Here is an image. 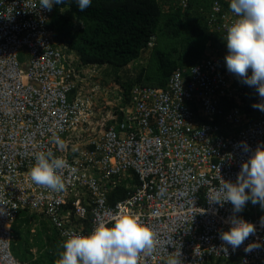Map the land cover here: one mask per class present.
Instances as JSON below:
<instances>
[{"label": "built area", "instance_id": "built-area-1", "mask_svg": "<svg viewBox=\"0 0 264 264\" xmlns=\"http://www.w3.org/2000/svg\"><path fill=\"white\" fill-rule=\"evenodd\" d=\"M38 5L39 0H0V264H28L9 250L20 209L43 213L63 240L134 214L157 239L155 251L141 256L140 264H166L173 252H180L182 264L211 258L264 264V208L249 201L235 213L256 232L225 253L220 233L231 226L233 206L208 201L224 180L235 183L242 164L264 147V111L253 107L262 98L227 70V54L175 67L163 87L133 85L119 119L91 124L93 99L83 90L81 69L47 27L52 10ZM206 18L224 39L236 16L213 0ZM22 48L28 54L24 65L17 59ZM245 90L259 100L242 101ZM231 101L239 103L223 106ZM54 134L63 149L51 142ZM47 150L76 169L65 171L64 192L30 179L34 153ZM119 183L124 197L108 203V190ZM161 187L167 188L163 198L157 195ZM256 241L260 247L246 253Z\"/></svg>", "mask_w": 264, "mask_h": 264}, {"label": "trees", "instance_id": "trees-1", "mask_svg": "<svg viewBox=\"0 0 264 264\" xmlns=\"http://www.w3.org/2000/svg\"><path fill=\"white\" fill-rule=\"evenodd\" d=\"M184 1L182 8L179 0H91V5L80 11L77 0H65L62 5H53L47 27L56 43L81 64L112 68L123 105L129 102L133 85L164 86L175 67L197 64L207 56L206 49L216 55L228 52L226 40L219 39L206 24V12L213 0ZM150 39L153 43L148 47ZM142 52L147 53L144 64L139 63ZM231 105L234 103H223ZM125 193L123 183L110 188L108 203ZM50 224L43 213L19 210L11 224L12 254L22 263L56 264L63 243ZM215 264L230 262L218 259Z\"/></svg>", "mask_w": 264, "mask_h": 264}, {"label": "clouds", "instance_id": "clouds-1", "mask_svg": "<svg viewBox=\"0 0 264 264\" xmlns=\"http://www.w3.org/2000/svg\"><path fill=\"white\" fill-rule=\"evenodd\" d=\"M179 1L184 8L186 6L185 1ZM220 1H222L224 8L231 9L236 16L234 23L227 28V35L224 38L228 49L227 53H223L227 54L225 56L227 70L240 78L244 84L256 88L262 100L254 104L253 107L264 111V0H230V5L226 0ZM64 3L65 0H39L38 6L41 9L51 11L54 4L62 5ZM226 4L229 7L224 6ZM77 5L79 10L83 11L91 5V0H77ZM210 5L209 3L208 8ZM219 39L223 38L220 37ZM152 43L153 41L150 39L146 45L149 47ZM205 53L207 56L216 55L210 54L209 49H206ZM66 54L70 56L72 64L79 68L98 66L97 64L83 65L73 54ZM144 54L142 52V55ZM75 60L79 65L76 64ZM249 70L251 71L250 75ZM87 91L93 99L92 92ZM253 95L250 90H245L242 101H247V98L253 101L259 100ZM231 102L238 105L241 101ZM127 104L122 105L119 102L113 110L103 111L99 120L94 116L95 102L93 100L92 114L90 115L91 124L97 123L99 125L101 122L109 124L114 119H119L122 110L128 107ZM51 142L61 149L64 148V141L59 135L54 134ZM247 150V146H245V151ZM34 158L35 162L29 172L31 181L36 186L53 193L66 191L64 173L68 170L75 174L76 169H70L68 162L52 150L37 151L34 153ZM166 194V187H161L157 193L161 198L165 197ZM208 201L221 207L225 202L232 204L233 216L229 221L231 226L228 230L220 233V239L223 242L221 248L225 253H227V246H231L235 251L244 244L249 236L256 232L252 222L236 217L235 213L241 212L248 201L264 208V147H257L250 158L242 164L235 183L224 180L209 196ZM261 219L264 222V217ZM54 229L56 230L55 227ZM33 230L34 227L31 228V231ZM58 236L60 242L63 243V250L56 264H140L141 256L154 252L157 244L155 231L134 214L120 215L114 219V222L100 223L86 235L73 234L65 240L62 239L59 232ZM10 243L9 250L12 254ZM258 247L260 244L256 241L248 244L244 250L249 253ZM31 251L34 252V248ZM13 257L15 256L13 255ZM166 264H182L180 252L170 253Z\"/></svg>", "mask_w": 264, "mask_h": 264}, {"label": "rangeland", "instance_id": "rangeland-1", "mask_svg": "<svg viewBox=\"0 0 264 264\" xmlns=\"http://www.w3.org/2000/svg\"><path fill=\"white\" fill-rule=\"evenodd\" d=\"M142 57L139 59V63L142 62L144 64L146 62L147 53L142 55ZM27 58L28 54L25 49L22 48V50L18 52L17 59L24 65ZM76 64L79 65L77 61ZM130 66H132V64L128 65V67ZM80 69H82L79 71V74L82 79L83 88L92 92L95 102L94 116L100 120L103 111L113 110L120 102V86L116 81V75L108 65H98ZM118 74L121 76L123 75L122 71H118ZM32 225L31 228L33 227ZM49 226L53 229L51 224ZM207 264H215L214 259L211 258L208 260Z\"/></svg>", "mask_w": 264, "mask_h": 264}]
</instances>
